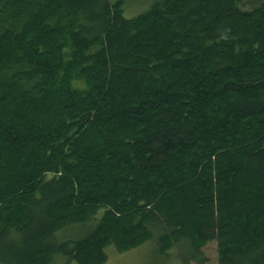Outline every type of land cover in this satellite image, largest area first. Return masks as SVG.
<instances>
[{
    "label": "trees",
    "instance_id": "1",
    "mask_svg": "<svg viewBox=\"0 0 264 264\" xmlns=\"http://www.w3.org/2000/svg\"><path fill=\"white\" fill-rule=\"evenodd\" d=\"M127 1L0 0V263L264 264V0Z\"/></svg>",
    "mask_w": 264,
    "mask_h": 264
},
{
    "label": "rangeland",
    "instance_id": "2",
    "mask_svg": "<svg viewBox=\"0 0 264 264\" xmlns=\"http://www.w3.org/2000/svg\"><path fill=\"white\" fill-rule=\"evenodd\" d=\"M255 0L246 2L242 8L251 10L255 6ZM145 11V4L141 0H128L125 5V17L133 18ZM103 212L99 213V218ZM80 232L75 230H66L58 234V239L64 240L69 236H78ZM183 249H173L167 255L163 256L159 253L156 241H150L139 248L129 252L120 254L113 246L107 248L108 261L106 264H181V257L185 254ZM203 253L207 259L205 264H219L217 244L211 243L203 249ZM64 259H57L53 264H65ZM1 264V263H0ZM75 264V263H72ZM196 264V263H192Z\"/></svg>",
    "mask_w": 264,
    "mask_h": 264
}]
</instances>
